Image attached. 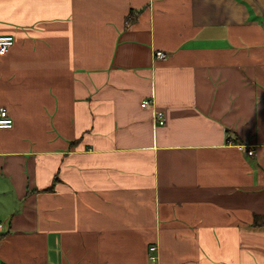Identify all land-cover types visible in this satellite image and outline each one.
<instances>
[{"label": "crops", "instance_id": "0c3cea01", "mask_svg": "<svg viewBox=\"0 0 264 264\" xmlns=\"http://www.w3.org/2000/svg\"><path fill=\"white\" fill-rule=\"evenodd\" d=\"M6 34L0 264H264V0H0Z\"/></svg>", "mask_w": 264, "mask_h": 264}, {"label": "built area", "instance_id": "2783aa9c", "mask_svg": "<svg viewBox=\"0 0 264 264\" xmlns=\"http://www.w3.org/2000/svg\"><path fill=\"white\" fill-rule=\"evenodd\" d=\"M14 38L10 34L6 35H0V55L6 54V52L13 46ZM155 56L158 59H164L166 57L165 53L162 52H155ZM150 102L148 100H145L142 102L141 106L145 107L150 105ZM154 119L155 122H157L159 125H163L165 120H164V114L161 111L156 110L154 114ZM13 120L12 117L7 113L5 108L0 107V129H8L12 126ZM253 150H248V154L252 155ZM156 246H150L149 248V259L152 262H155L156 260V254L155 253Z\"/></svg>", "mask_w": 264, "mask_h": 264}, {"label": "bare ground", "instance_id": "6f19581e", "mask_svg": "<svg viewBox=\"0 0 264 264\" xmlns=\"http://www.w3.org/2000/svg\"><path fill=\"white\" fill-rule=\"evenodd\" d=\"M11 127H12V126H11ZM11 127H10V128H11ZM4 130H8V129H4Z\"/></svg>", "mask_w": 264, "mask_h": 264}]
</instances>
